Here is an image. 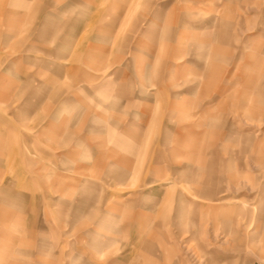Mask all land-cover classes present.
<instances>
[{
    "label": "rangeland",
    "instance_id": "374dc122",
    "mask_svg": "<svg viewBox=\"0 0 264 264\" xmlns=\"http://www.w3.org/2000/svg\"><path fill=\"white\" fill-rule=\"evenodd\" d=\"M0 264H264V0H0Z\"/></svg>",
    "mask_w": 264,
    "mask_h": 264
},
{
    "label": "crops",
    "instance_id": "0c3cea01",
    "mask_svg": "<svg viewBox=\"0 0 264 264\" xmlns=\"http://www.w3.org/2000/svg\"><path fill=\"white\" fill-rule=\"evenodd\" d=\"M188 192L192 194L189 196L191 200H187L188 198L186 195H184V193H180L176 195L177 208L179 209V212H180L179 215L184 216L187 213L194 212V215L197 213L201 217L200 210L204 209L205 207H209V206L205 204L199 205L195 201L198 200L200 197H205L209 199L210 197L204 194L201 195L199 192H195V191H192V192L188 191ZM229 200L230 199H227V198H221V200L218 203L220 209H230L228 205H230L231 201Z\"/></svg>",
    "mask_w": 264,
    "mask_h": 264
}]
</instances>
